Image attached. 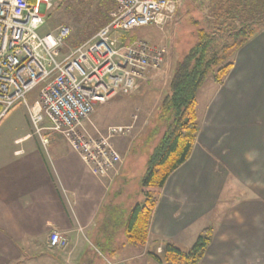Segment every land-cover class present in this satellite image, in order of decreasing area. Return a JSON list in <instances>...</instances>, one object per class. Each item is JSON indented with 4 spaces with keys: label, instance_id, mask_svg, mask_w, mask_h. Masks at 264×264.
I'll return each instance as SVG.
<instances>
[{
    "label": "crops",
    "instance_id": "1",
    "mask_svg": "<svg viewBox=\"0 0 264 264\" xmlns=\"http://www.w3.org/2000/svg\"><path fill=\"white\" fill-rule=\"evenodd\" d=\"M232 60L224 82L209 76L197 95V141L159 191L143 248L124 233L141 198L125 205L114 191L131 146L114 144L122 162L99 179L60 134L36 133L25 109L27 129L9 143L0 137V264H160L151 252L165 243L188 250L208 227L213 239L200 264H264V28ZM109 206L125 214L107 256L98 242L106 245L100 225ZM53 231L68 237L66 250L50 248Z\"/></svg>",
    "mask_w": 264,
    "mask_h": 264
},
{
    "label": "built area",
    "instance_id": "2",
    "mask_svg": "<svg viewBox=\"0 0 264 264\" xmlns=\"http://www.w3.org/2000/svg\"><path fill=\"white\" fill-rule=\"evenodd\" d=\"M54 1L0 0V117L25 107L36 133L47 128L62 135L91 172L104 179L122 162L112 138L124 127L94 137L86 121L98 105L138 91L148 74L162 70L166 58L165 47L143 39L128 44L121 34L164 23L185 0H112L110 22L66 56L71 27L42 33V7ZM69 244L63 233L51 232V249L66 250Z\"/></svg>",
    "mask_w": 264,
    "mask_h": 264
},
{
    "label": "trees",
    "instance_id": "3",
    "mask_svg": "<svg viewBox=\"0 0 264 264\" xmlns=\"http://www.w3.org/2000/svg\"><path fill=\"white\" fill-rule=\"evenodd\" d=\"M91 3L92 0H83ZM197 1V0H196ZM204 12L195 21L199 28L196 41L178 64L169 84L170 93L162 100L160 118H168L167 128L148 157L147 171L141 187L144 200L137 203L124 221L127 243L143 248L149 240V228L158 201L159 191L169 177L190 158L199 134L197 95L209 76L223 83L233 67V56L251 38L264 28V0H200ZM109 3L112 7L109 8ZM104 8L101 16L93 20L84 39L92 37L110 22L112 0H100ZM77 15V13H76ZM93 25V26H92ZM2 108L0 107V113ZM115 225L120 224L124 210H113ZM104 229L106 245L99 243L103 254H113L114 238ZM213 239V228L204 229L194 245L183 250L172 243H165L159 255L150 253L160 264H200Z\"/></svg>",
    "mask_w": 264,
    "mask_h": 264
},
{
    "label": "rangeland",
    "instance_id": "4",
    "mask_svg": "<svg viewBox=\"0 0 264 264\" xmlns=\"http://www.w3.org/2000/svg\"><path fill=\"white\" fill-rule=\"evenodd\" d=\"M99 1L92 0L91 3H85L83 0H56L51 5H43L42 10L46 22L42 33H49L61 25L71 27L72 36L63 50L64 56L70 54L77 47L90 41L100 31L101 28L87 40L83 37L86 32H89L91 28L89 25L93 23V20L98 19L101 16L99 13L104 12ZM108 6L112 7L111 3ZM202 15L204 12L201 9L200 0H185L178 12L164 23L141 27L133 32L121 34L123 41H129L128 44L136 39H143L166 48L165 63L161 71L148 74L138 91L130 95H117L106 103L98 105L85 123L87 132L94 137L108 136L110 127H124V133H116L112 138L115 145L132 148L123 176L119 179L117 190H114L122 193L123 196L118 200L122 204L126 205L131 201L134 203L140 198L142 201L139 203L144 200L141 181L147 171L148 159L145 160V156L157 145L156 142L161 139L168 125L167 117L164 120L160 118L161 103L170 93V80L179 62L196 41V31L199 27L195 25V21L200 20ZM38 90L36 89L29 96L30 102L37 95ZM24 115L25 108L18 105L7 115L1 116L0 137L3 136V139L9 143L27 129L28 124ZM127 182L131 185L130 189L125 190ZM115 199L113 197L111 202ZM112 210L115 209L109 206L100 225L101 229L110 230L111 234L116 227L120 228L122 225L120 218L119 225H109L106 222L105 217L107 218L108 213L112 214ZM121 233L122 231H118L117 236Z\"/></svg>",
    "mask_w": 264,
    "mask_h": 264
}]
</instances>
